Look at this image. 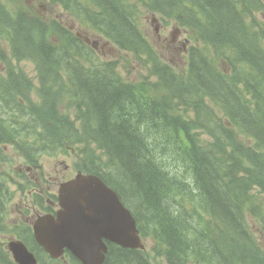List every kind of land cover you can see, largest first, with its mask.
I'll list each match as a JSON object with an SVG mask.
<instances>
[{
  "label": "trees",
  "instance_id": "obj_1",
  "mask_svg": "<svg viewBox=\"0 0 264 264\" xmlns=\"http://www.w3.org/2000/svg\"><path fill=\"white\" fill-rule=\"evenodd\" d=\"M151 1L159 8L161 2ZM164 1L171 15L196 27L205 41L203 49H192L184 73L160 62L129 0H62L120 47L155 62L143 56L158 77L139 84L124 82L115 62L111 70L85 68L63 26L57 25L64 32L62 51L46 44L38 19L37 48L55 54L51 64L63 68L66 78L60 90L75 104V119L54 117L57 130L45 136L72 148L82 141L96 146L84 168L120 193L166 264H264V251L246 223L250 213L264 225V26L250 16L264 11V2ZM9 200L0 172L1 232L7 230ZM0 264H15L1 245ZM106 264L153 262L144 250L112 245Z\"/></svg>",
  "mask_w": 264,
  "mask_h": 264
},
{
  "label": "rangeland",
  "instance_id": "obj_2",
  "mask_svg": "<svg viewBox=\"0 0 264 264\" xmlns=\"http://www.w3.org/2000/svg\"><path fill=\"white\" fill-rule=\"evenodd\" d=\"M12 11L18 10L28 13L31 16L26 18L32 22L39 17L44 19L45 27H49L53 20L62 21L67 25L75 36L84 42L86 37L90 38L88 43L90 51L102 59L118 60L120 64V71L123 76L132 81H139L144 75L149 73V68L145 62L133 52L125 51L113 44L110 48H105L104 45L108 41L101 34L91 29L86 23L76 20V17L61 9L57 3L49 0H2ZM143 14V30L152 45L158 51L162 60L173 65V68L178 72H184L188 67V51L194 44L203 45L200 34L197 35L189 24L182 25L177 20L164 18L160 14L149 12L148 8L142 7ZM252 18L261 19L264 26V11L256 12L252 10ZM11 24L15 26L19 38L15 42H11L6 37L0 35V71L4 72L5 76L13 80L17 89L24 95L26 104L34 109L41 124L48 132L50 128L49 121H46L43 114L47 113L48 108L56 109V100L53 98H60L62 94H56L50 97L47 94L48 88L58 91V84L61 77V69L56 66H50L45 62V56L37 50L32 44L37 45L39 29H32L29 36L23 31L19 21L14 17H10ZM174 40V41H173ZM176 40V41H175ZM94 41H100L99 49L93 44ZM20 42L21 44H18ZM105 48V49H104ZM89 48H85V52H89ZM1 94V93H0ZM20 102L17 98L13 103L1 105L0 117H6L10 112L8 109L16 107ZM58 108L62 109V105L58 104ZM66 114H71L69 109L64 111ZM5 115V116H4ZM4 121V120H3ZM0 122L2 123L1 119ZM212 140L211 136L204 135ZM244 145L252 144V140L248 137H243ZM7 140V154L14 157L13 162L9 165L5 163L1 170L3 173L11 175L13 180L22 185L25 182H31L27 187L23 188L22 192H17L15 189L17 185L11 186L16 193L11 206L9 207V215L6 220L8 226L13 227L17 224L21 226L25 224H32L38 215L42 214L40 208H36L32 204V197L30 192H37L35 190L39 187L50 186L51 190H47L46 196L51 197V193L57 192L59 184L73 177L78 170L82 169V160L79 152H63L50 153L41 155L39 163L41 168H31L32 163L28 156L18 150L19 147ZM82 146V145H81ZM83 147V146H82ZM15 148H18L15 150ZM247 147L244 149V154H249ZM46 177L44 179L43 177ZM26 195V196H25ZM36 195L34 197V201ZM170 200V199H169ZM264 202V198H263ZM24 216V217H23ZM28 216V217H27ZM247 225L258 243L264 250V230L259 218L251 215L246 217ZM30 229V227H29ZM13 231L8 233H0V240H8L9 238H17ZM146 245L145 252L149 253V259L153 264H166L163 254L157 255L153 251L154 243L150 238L143 237ZM191 264H198L193 263Z\"/></svg>",
  "mask_w": 264,
  "mask_h": 264
},
{
  "label": "water",
  "instance_id": "obj_3",
  "mask_svg": "<svg viewBox=\"0 0 264 264\" xmlns=\"http://www.w3.org/2000/svg\"><path fill=\"white\" fill-rule=\"evenodd\" d=\"M57 216L47 214L34 223L38 242L53 256L69 248L83 264H103L107 245L104 238L123 247L144 248L136 219L119 201L117 194L94 174L78 173L75 180L62 184ZM10 248L20 264L37 259L21 241Z\"/></svg>",
  "mask_w": 264,
  "mask_h": 264
},
{
  "label": "flooded vegetation",
  "instance_id": "obj_4",
  "mask_svg": "<svg viewBox=\"0 0 264 264\" xmlns=\"http://www.w3.org/2000/svg\"><path fill=\"white\" fill-rule=\"evenodd\" d=\"M52 209H55L56 207V203L54 201H51L50 205H49Z\"/></svg>",
  "mask_w": 264,
  "mask_h": 264
},
{
  "label": "bare ground",
  "instance_id": "obj_5",
  "mask_svg": "<svg viewBox=\"0 0 264 264\" xmlns=\"http://www.w3.org/2000/svg\"><path fill=\"white\" fill-rule=\"evenodd\" d=\"M110 98H111V96H110ZM112 99V98H111ZM114 103V102H113Z\"/></svg>",
  "mask_w": 264,
  "mask_h": 264
}]
</instances>
